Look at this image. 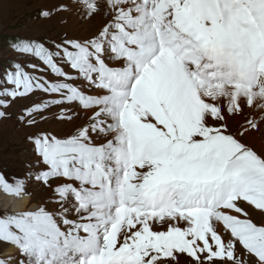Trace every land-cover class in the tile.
Instances as JSON below:
<instances>
[{
  "label": "snow or ice",
  "instance_id": "snow-or-ice-1",
  "mask_svg": "<svg viewBox=\"0 0 264 264\" xmlns=\"http://www.w3.org/2000/svg\"><path fill=\"white\" fill-rule=\"evenodd\" d=\"M78 2L104 23L86 39H19L12 49L42 66L14 62L0 78V108L51 97L23 111L28 126L53 106L58 121L79 115L65 105L86 117L64 138H30L38 180L68 182L0 218V242L19 264H264V219L250 218H264V155L242 142L264 122L244 116L264 113V0Z\"/></svg>",
  "mask_w": 264,
  "mask_h": 264
},
{
  "label": "rangeland",
  "instance_id": "rangeland-1",
  "mask_svg": "<svg viewBox=\"0 0 264 264\" xmlns=\"http://www.w3.org/2000/svg\"><path fill=\"white\" fill-rule=\"evenodd\" d=\"M98 2L102 3V0H98ZM61 5H64L68 10L58 13L57 8ZM79 9L78 0H0V78H2L4 70L14 62L23 64L31 62L42 66L38 60L18 54L12 49L11 45L19 39L50 42L59 41L65 35L86 39L104 23L103 12L99 16L85 20L81 18ZM44 11H49L50 17H43L41 13ZM48 46L52 45L49 43ZM26 70L33 71L27 68ZM65 71L71 73L67 66H65ZM34 74L44 75L51 82H55L56 79L49 72H35ZM4 88L5 85L0 83V91H3ZM50 98L47 94L41 93L31 98L18 99V102L10 104L7 109L0 108V111H5V116L0 118V177L4 178L10 188L22 186L21 193L30 198V205L25 211L48 205L55 198L53 188L61 182H68L63 181L62 178H54L50 181L53 187L49 188L38 180L39 174L46 171L47 168L37 155L30 138L37 134L56 135L58 138H64L72 134L75 128L83 124L86 119L85 111L78 104H73L65 105L72 110L68 113L69 115L79 113L78 116H74L72 121H58L55 118L59 114L60 106H53L47 111L45 113L46 120L37 117V122L33 126H28L26 121H20V116L25 109ZM0 99H4V97H0ZM250 115L245 110L246 119H255ZM243 120L246 122L245 119ZM239 123L242 124L243 121L240 120ZM236 124L233 122V130L239 127ZM252 131L255 133H251ZM249 132L250 134L242 138V142L250 145L254 151L260 154L257 144L264 146V124L258 130ZM7 194L11 193L6 192L0 185V199H2V195L6 196ZM31 205L36 207L32 208ZM241 206L243 207V205ZM16 213L19 212H12L0 204V218ZM250 218L257 224H260L264 219L255 214L254 210ZM8 246L9 244L0 242V260L9 261V264H19V260L22 259L19 252L12 259L4 257L5 249ZM241 258L247 259L243 255Z\"/></svg>",
  "mask_w": 264,
  "mask_h": 264
},
{
  "label": "bare ground",
  "instance_id": "bare-ground-1",
  "mask_svg": "<svg viewBox=\"0 0 264 264\" xmlns=\"http://www.w3.org/2000/svg\"><path fill=\"white\" fill-rule=\"evenodd\" d=\"M246 111H248L249 114H251L250 115L251 117H255L256 120H259L260 115L264 114V113H260L259 111L252 112L251 110H248V109H246ZM242 121H243V123H245V121L243 119H241V122ZM234 124H236V123L234 122ZM239 124L240 123H238L236 125L239 126ZM263 124H264V122H262L260 124L259 128H261ZM251 133H255V131L254 132L252 131ZM248 134H250V132ZM257 146H258L257 149H258L259 153L264 155V146H260V144H257ZM251 148H253V147H251ZM1 194H3V193H1ZM0 204L4 207L10 209L12 212H23L26 210L28 205H30V198L28 196L23 195L22 193H20L19 195H15V194L11 193L10 195L7 194L6 196L2 195V199H0ZM31 207L34 208L36 206L31 205ZM16 254H18V250L14 246L9 245L5 249L4 257L6 259H10V258L12 259L13 257H16Z\"/></svg>",
  "mask_w": 264,
  "mask_h": 264
}]
</instances>
